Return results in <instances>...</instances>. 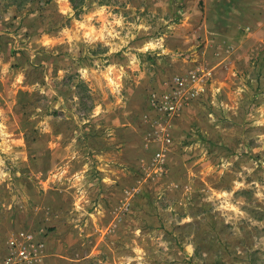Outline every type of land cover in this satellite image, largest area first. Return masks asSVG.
Segmentation results:
<instances>
[{"label": "rangeland", "instance_id": "1", "mask_svg": "<svg viewBox=\"0 0 264 264\" xmlns=\"http://www.w3.org/2000/svg\"><path fill=\"white\" fill-rule=\"evenodd\" d=\"M232 1L0 0V263L24 231L35 264H264V0Z\"/></svg>", "mask_w": 264, "mask_h": 264}, {"label": "built area", "instance_id": "2", "mask_svg": "<svg viewBox=\"0 0 264 264\" xmlns=\"http://www.w3.org/2000/svg\"><path fill=\"white\" fill-rule=\"evenodd\" d=\"M184 83L179 79L174 84V95L166 96L161 101H155V104L160 103V108L171 114L177 113L181 106V89ZM160 156V155H159ZM43 247L40 241L35 242V235L27 232H19L12 237L7 244V256L0 264H35L37 251Z\"/></svg>", "mask_w": 264, "mask_h": 264}, {"label": "crops", "instance_id": "3", "mask_svg": "<svg viewBox=\"0 0 264 264\" xmlns=\"http://www.w3.org/2000/svg\"><path fill=\"white\" fill-rule=\"evenodd\" d=\"M210 5V12L215 13L218 16H221L224 18H228L227 14L232 12L233 7V1L232 0H205ZM226 15V17H225ZM206 29V28H205Z\"/></svg>", "mask_w": 264, "mask_h": 264}, {"label": "trees", "instance_id": "4", "mask_svg": "<svg viewBox=\"0 0 264 264\" xmlns=\"http://www.w3.org/2000/svg\"><path fill=\"white\" fill-rule=\"evenodd\" d=\"M70 2H71L72 5H73V9L76 11V14L79 15L78 8H77V7L75 6V4H74L75 0H70Z\"/></svg>", "mask_w": 264, "mask_h": 264}]
</instances>
